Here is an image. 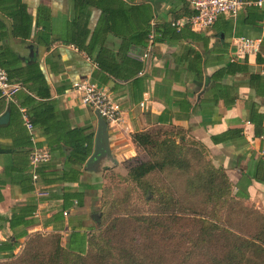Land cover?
<instances>
[{"label":"crops","instance_id":"1","mask_svg":"<svg viewBox=\"0 0 264 264\" xmlns=\"http://www.w3.org/2000/svg\"><path fill=\"white\" fill-rule=\"evenodd\" d=\"M140 1L122 7L119 15L117 0H0V65L20 85L11 99L0 96V114L8 108L0 125V242L23 233H59L63 247L86 248L91 215H99L89 208L98 206L104 174L125 169L122 162L136 155L130 139L136 131L181 128L202 143L232 184L253 159L264 157V0L255 5L262 18L253 24L236 23L241 10L200 31L185 23L180 4L145 0L146 11H135ZM174 18L173 35L154 41L147 57L139 58L145 45L130 41L137 40L143 21ZM241 36L260 40L242 57L235 48ZM232 57L245 61L247 72L260 80L250 85L244 73L205 80ZM82 79L106 88L121 110L116 125L104 122L108 154L89 164L98 119L71 90ZM17 105L27 112L32 138ZM250 105L261 115L256 134L247 121ZM228 129H240L243 139L211 141ZM86 144L88 155L78 164L75 155ZM33 146L47 149L49 160L31 165ZM247 192L246 201L264 211V184L251 180ZM25 239L17 238V245Z\"/></svg>","mask_w":264,"mask_h":264},{"label":"trees","instance_id":"2","mask_svg":"<svg viewBox=\"0 0 264 264\" xmlns=\"http://www.w3.org/2000/svg\"><path fill=\"white\" fill-rule=\"evenodd\" d=\"M86 1V0H84ZM101 1V0H100ZM140 0H117L120 10L119 15L124 14L122 7L128 6L131 2H139ZM160 0H153L157 3ZM250 2L256 0H247ZM140 6L133 5L135 11H146V2L141 0ZM165 2L180 4L182 9L181 15L189 17L193 10L189 6L188 0H165ZM240 24H253L262 18V10L255 5L249 4L243 7ZM147 16L146 19H148ZM237 20V19H236ZM161 24H149L145 22L144 26H140V32L136 36L137 40H131L132 44H146L147 34L152 30L154 33V41L163 39L173 35L175 26L171 22ZM225 24L229 28L232 26L231 19H225ZM174 27V28H173ZM107 29L109 27L107 26ZM225 48L221 49L223 52ZM257 60V58H256ZM100 70H103L101 63L96 61ZM248 66L245 61L237 63L231 61L214 71L205 80L217 81L223 76L238 73L248 74L247 82L250 85L257 83L261 75L256 73H248ZM1 96V95H0ZM27 114V112H26ZM250 118L247 120L254 125V134L257 128L261 126V115L257 113L252 105L249 106ZM30 120V119H29ZM31 122V121H30ZM173 134L168 133L166 137L159 139V127L154 130L153 134L149 130L136 131L130 135L132 143L140 150L151 148L152 153L158 155L155 161H142L135 157L130 158L133 165L126 166V175L128 179L141 189L150 188L146 183L145 177L151 172L157 170L174 169L181 171L187 176L184 183V195L187 197L199 195V208L189 207L184 218H189L191 222L192 232L187 235L189 248L183 253V258L177 264H186L185 262L191 257L197 258V264H264V215L255 209L246 206L243 201L248 198L247 187L251 180L264 184V157H256L251 161L252 165L249 169L238 178L236 183L232 184L222 167H214L212 164L193 170L192 175H188L191 171V159L187 156L191 154L189 148H185L181 142L185 138V132L175 126H170ZM264 131V130H262ZM173 135V136H172ZM177 138V140H175ZM235 138L243 139L240 135V129H228L219 135H212L210 139L214 143L224 142L225 140H234ZM202 146V145H199ZM30 151V150H29ZM88 155L87 144L81 146V150L75 155L78 164H81ZM77 197L79 195L77 194ZM209 207V208H207ZM63 213V211H62ZM168 219L176 218L178 212L172 215L169 213ZM104 220H114L117 216L113 215L110 210L106 213L101 212V218ZM176 218V219H184ZM116 221V220H115ZM169 221V220H168ZM140 222L145 224L146 229L157 230L152 226L153 222L150 217H141ZM101 221L97 225H101ZM169 225L164 226V232ZM159 231V230H158ZM162 231V232H163ZM50 236L52 246L51 251L43 252L41 255L33 253L26 264H143L129 249L121 246L116 248L109 245L108 240L104 247H97V243L89 237V233L85 239L86 248L73 251L68 247L60 244L59 233H46ZM44 235V234H43ZM43 235L41 233L33 234H17L12 235L8 239L0 242V259L10 260L14 258V248L18 244L17 238L26 236V250H33L34 244L39 241ZM102 243V242H101ZM101 244V245H103ZM94 246V261L86 259L88 247ZM113 250H115L113 252ZM26 254V252H24ZM15 264H25L24 257L20 258Z\"/></svg>","mask_w":264,"mask_h":264},{"label":"rangeland","instance_id":"3","mask_svg":"<svg viewBox=\"0 0 264 264\" xmlns=\"http://www.w3.org/2000/svg\"><path fill=\"white\" fill-rule=\"evenodd\" d=\"M157 128H150V133L156 132L154 130ZM173 132L175 131L170 126L160 127L157 137L161 139L166 137L168 133L173 134ZM184 135L185 138L181 144L185 148L192 149L190 150L191 154L187 155L191 159L189 176L192 175L193 170L201 168L207 163L219 167L212 163L199 140L186 135V133ZM134 157L138 161L151 162L155 161L158 155L152 153L149 147L143 151L138 149ZM127 165H133L130 158L122 162V167L125 169L110 170L104 174V180L95 199L98 206L91 204L89 208L90 211L99 214L96 222L90 219L89 237L93 242L95 241V244L97 243L99 248L105 246L103 243H106V240L114 248L122 245L129 249L143 264H177L182 260L183 253L189 248L186 236H190V232H192L191 222L189 218H184V213L188 212L189 207H200L198 202L200 196L187 197L183 194L187 174L174 169H165L159 172L157 170L151 171L145 177L150 188L143 190L128 179L126 175ZM243 203L264 215V211L257 208L253 202L244 200ZM107 210H110L117 217L111 221L104 220V217L101 218V212L106 213ZM177 212L179 217L176 218L184 219H168L169 213L174 215ZM141 217H150L153 222L152 226L155 227L156 225L157 230L154 228L153 230L146 229V225L140 222ZM100 221L102 223L98 226L97 222ZM167 225L169 226L164 232L162 229ZM41 234L44 235L34 244L33 250H26L25 241H23L15 247L14 258L11 259V262L0 259V264H15L22 257H24L26 264L33 253L41 255L43 252L51 251L52 239L46 233ZM94 247H88L86 259L91 258L94 261ZM197 260V258L191 257L185 263L197 264Z\"/></svg>","mask_w":264,"mask_h":264},{"label":"built area","instance_id":"4","mask_svg":"<svg viewBox=\"0 0 264 264\" xmlns=\"http://www.w3.org/2000/svg\"><path fill=\"white\" fill-rule=\"evenodd\" d=\"M193 13L185 18V23L190 29L200 31L209 27L219 16L234 17L244 6L254 4L260 6L261 0L253 2L247 0H188ZM171 25L177 27L175 20ZM259 39L248 37H238L235 39V48L238 56L254 52L259 44ZM154 43V33L151 30L146 37L144 53L139 58L147 57ZM234 57L230 58V61ZM141 73L140 71L138 74ZM20 88L18 83L8 80L5 70L0 65V95L6 99H11L13 94ZM71 90L78 95L80 104L89 107L98 114L108 125H116L120 121L121 110L118 102L110 96L106 88L87 79L78 80L72 83ZM23 125L30 138H32L33 126L30 122L24 107L17 105ZM29 162L35 166L38 163L48 161L50 153L47 149L33 146L29 151ZM63 213H65L63 211Z\"/></svg>","mask_w":264,"mask_h":264},{"label":"water","instance_id":"5","mask_svg":"<svg viewBox=\"0 0 264 264\" xmlns=\"http://www.w3.org/2000/svg\"><path fill=\"white\" fill-rule=\"evenodd\" d=\"M7 117H8V108H6L5 111L0 114V125L6 123ZM96 117L98 119V128L94 137L93 151L86 161L87 164L91 163L94 159H96L99 156L108 154V149H107L108 136L105 129V123L98 114H96ZM91 217L94 221H97V217L95 215H91Z\"/></svg>","mask_w":264,"mask_h":264}]
</instances>
